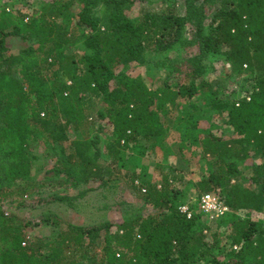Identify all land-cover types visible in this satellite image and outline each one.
Wrapping results in <instances>:
<instances>
[{"label":"trees","instance_id":"16d2710c","mask_svg":"<svg viewBox=\"0 0 264 264\" xmlns=\"http://www.w3.org/2000/svg\"><path fill=\"white\" fill-rule=\"evenodd\" d=\"M151 1L80 0L70 27L63 20L75 0H40L29 12L0 9V264H91L93 259L94 264H264V229L251 218L264 211V161L251 166L249 183L258 191L234 180L239 170L233 161H245L249 149L264 158V0H183L181 12L176 3L162 0L155 10L131 14L136 2ZM10 36L34 40L37 46L11 52L6 47ZM68 45L74 47L70 55L63 52ZM174 47L190 50V68L173 86L150 89L122 70L150 63L156 72L180 74L173 60H149ZM215 62L229 76L250 81L245 95L217 98L204 77ZM201 91L206 92L205 106L236 137L200 136L196 113L180 117L176 129L216 166L196 188L203 193L218 189L233 213L226 221V252L215 253L217 230L208 238L206 224L179 211L175 178L169 174L162 175L159 187L135 184L137 174H126L136 197L153 213L91 229L46 218L42 222L55 228V236L27 239L31 223L8 212V206L47 185L32 176L33 144H41L44 156L59 163L50 172L67 177L56 187L105 183L98 138L92 136L97 123L99 129L101 122L110 128L107 154L122 160V148L162 140V117ZM88 98L96 101L95 108ZM69 132L76 139L64 148ZM74 197L53 194L51 201L66 203ZM94 234L102 236L99 252L88 240Z\"/></svg>","mask_w":264,"mask_h":264},{"label":"rangeland","instance_id":"374dc122","mask_svg":"<svg viewBox=\"0 0 264 264\" xmlns=\"http://www.w3.org/2000/svg\"><path fill=\"white\" fill-rule=\"evenodd\" d=\"M40 0H0V9H11L19 7L23 12H29ZM176 3L179 11L183 10V0H170ZM162 0H152L149 3L136 2L131 10L135 15L141 10H155ZM81 8L80 0H75L64 17V22L68 27L75 24L77 15ZM34 40H21L10 36L6 39V47L11 52H20L36 47ZM63 52L70 55L74 52L72 45L65 46ZM190 57V50L181 47L149 56V60L170 59L180 68V74L169 76L165 71H155L150 63L137 65L131 64L122 70L126 74L134 77H140L148 88L173 86L181 82L184 73L190 68L186 63V58ZM205 79L216 91L218 99L239 98L246 94L250 89L251 83L246 77H233L227 74V69L220 62L209 64ZM208 93V92H207ZM206 92H199L186 101L180 102L178 106L168 115L162 117L166 128L165 136L159 142L141 140L137 144H131L128 149L122 148L124 158L114 161L113 155H108L106 145L109 142L110 128L101 122L94 126L92 136L98 138L97 148L99 150L98 162L104 166L105 183L90 180L86 183H79L76 186L65 183L64 187H56V182H64L67 177L65 174L55 175L50 170L59 163L55 160L47 159L44 156L43 146L33 144L30 147L32 157V176L35 183L46 182L44 188L36 189L27 196L17 199L9 204L8 212L18 215L20 218L29 221L31 225L25 229L27 239L51 240L55 234V228L42 221L46 218H56L65 224L74 227L91 229L100 227L106 223L118 224L124 219L133 218L138 215L153 213L154 209L144 205L139 200L130 187L126 174H137L138 178L135 184L140 182H151L159 187L163 174H169L175 180L172 183L174 189L178 190L176 206L179 208L187 207L191 217L195 216L198 223L206 224L208 229L203 233L209 238L214 231L219 232V247L215 250L216 254L221 255L228 250L230 239L228 238L229 226L227 218L233 215L229 208L221 200L218 189L212 193H203L196 188V183L207 177L209 171L215 170L216 166L210 158L203 157L195 143L189 138L181 139L180 133L176 127L180 124V117L185 114H198V134L200 136L213 135L219 139H232L235 134L225 124L224 119L216 116L205 106L207 99L204 97ZM90 107L95 108L96 101L88 98ZM69 140L63 144L67 148L72 140L76 139V134L69 132ZM94 152H92L93 154ZM236 162L239 174L234 180L240 185L250 186V188L259 190L258 186L250 185L249 177L251 175V166L264 161V158L257 152L248 150L245 161L233 160ZM50 172V173H48ZM78 175V173L76 174ZM71 179V178H70ZM67 181V180H66ZM70 182V180H68ZM72 181V179H71ZM52 186H51V185ZM79 192H84L82 197L75 198ZM67 195L73 198L70 202L51 201V195ZM204 195H208L215 201L218 209L226 208L223 213L219 211L204 212L201 209V200ZM22 204V207H19ZM242 217V214H237ZM259 228L264 229V211L261 214H252ZM220 226L218 227V223ZM96 243V252H99L102 246V236L92 235L88 238ZM94 264V259L92 261Z\"/></svg>","mask_w":264,"mask_h":264},{"label":"built area","instance_id":"2783aa9c","mask_svg":"<svg viewBox=\"0 0 264 264\" xmlns=\"http://www.w3.org/2000/svg\"><path fill=\"white\" fill-rule=\"evenodd\" d=\"M201 209L204 212H214V211H219V213H223V211L226 210V208L218 209L217 205L215 204V201L211 199L208 195H204L202 200H201ZM179 211L186 216V218H191V213L189 212L187 207H181L179 208Z\"/></svg>","mask_w":264,"mask_h":264}]
</instances>
